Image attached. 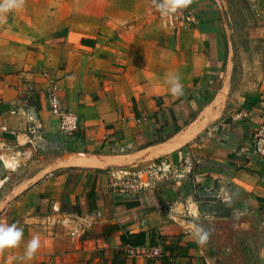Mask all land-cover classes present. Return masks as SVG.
Returning a JSON list of instances; mask_svg holds the SVG:
<instances>
[{
	"label": "crops",
	"instance_id": "0c3cea01",
	"mask_svg": "<svg viewBox=\"0 0 264 264\" xmlns=\"http://www.w3.org/2000/svg\"><path fill=\"white\" fill-rule=\"evenodd\" d=\"M245 1L264 36V0ZM154 11L152 0H23L3 14L0 223L24 235L0 264H216L192 236L205 218L254 225L264 264V159L252 145L264 82L232 109L218 26L199 13L188 39L162 25L161 44L144 19ZM173 72L181 97L166 84ZM53 87L80 117L72 136L58 130ZM160 162L150 187L120 186ZM33 235L41 246L21 260Z\"/></svg>",
	"mask_w": 264,
	"mask_h": 264
},
{
	"label": "rangeland",
	"instance_id": "374dc122",
	"mask_svg": "<svg viewBox=\"0 0 264 264\" xmlns=\"http://www.w3.org/2000/svg\"><path fill=\"white\" fill-rule=\"evenodd\" d=\"M155 11L145 16L153 22L156 33L165 44L162 25L173 34L178 26L186 28V38L192 29L195 17L203 16L209 23L218 26L225 41V54L228 60V72L224 77V89L221 95L232 109L242 108L264 82V36L259 33L258 20L254 11L245 0H207L201 7L190 2L175 13L164 15L158 8L161 0H152ZM197 15V16H196ZM231 109V108H230ZM219 209V208H218ZM202 226L210 231L205 245L216 257V264H259L257 250L260 236L254 225L244 229L242 221L225 224L205 218Z\"/></svg>",
	"mask_w": 264,
	"mask_h": 264
},
{
	"label": "clouds",
	"instance_id": "9594fccd",
	"mask_svg": "<svg viewBox=\"0 0 264 264\" xmlns=\"http://www.w3.org/2000/svg\"><path fill=\"white\" fill-rule=\"evenodd\" d=\"M191 0H161L158 8L164 15L175 13L178 9L186 7ZM23 6V0H0V21L6 19L3 15L12 9H19ZM168 89L173 96L181 97L184 95V86L181 83V76L179 73H169L166 79ZM242 213H237L241 215ZM24 235L22 227H18L16 223L5 224L0 223V249L14 248L21 241ZM192 236L196 243L204 245L210 236V231L203 226L197 225L192 230ZM41 246V240L38 235H33L27 241L25 251L20 257L21 260H31Z\"/></svg>",
	"mask_w": 264,
	"mask_h": 264
},
{
	"label": "built area",
	"instance_id": "2783aa9c",
	"mask_svg": "<svg viewBox=\"0 0 264 264\" xmlns=\"http://www.w3.org/2000/svg\"><path fill=\"white\" fill-rule=\"evenodd\" d=\"M50 103L51 110L58 121V130L66 136L74 135L80 126V117L76 111L68 109L61 103L55 87L50 92ZM252 145L253 155L264 159V125L257 127L252 137ZM162 165H164V162H160L145 170L141 169L134 173H127L126 176L119 178L120 186L133 189L150 187L154 175L162 172Z\"/></svg>",
	"mask_w": 264,
	"mask_h": 264
},
{
	"label": "bare ground",
	"instance_id": "6f19581e",
	"mask_svg": "<svg viewBox=\"0 0 264 264\" xmlns=\"http://www.w3.org/2000/svg\"><path fill=\"white\" fill-rule=\"evenodd\" d=\"M71 156V155H70ZM86 157V156H85ZM71 158H72V156H71ZM94 158V157H93ZM69 159V158H68ZM70 160V159H69ZM86 159H84V157L83 156H81V158H79V159H77L76 161L77 162H83V161H85Z\"/></svg>",
	"mask_w": 264,
	"mask_h": 264
}]
</instances>
